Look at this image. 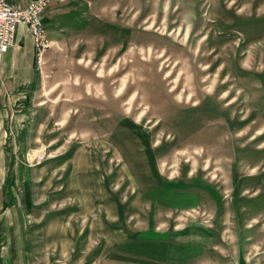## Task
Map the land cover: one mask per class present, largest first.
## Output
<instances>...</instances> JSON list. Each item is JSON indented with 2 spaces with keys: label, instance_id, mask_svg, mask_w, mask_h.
Returning a JSON list of instances; mask_svg holds the SVG:
<instances>
[{
  "label": "rangeland",
  "instance_id": "obj_1",
  "mask_svg": "<svg viewBox=\"0 0 264 264\" xmlns=\"http://www.w3.org/2000/svg\"><path fill=\"white\" fill-rule=\"evenodd\" d=\"M72 1L45 24L36 144L4 151L37 264H264V0Z\"/></svg>",
  "mask_w": 264,
  "mask_h": 264
},
{
  "label": "crops",
  "instance_id": "obj_2",
  "mask_svg": "<svg viewBox=\"0 0 264 264\" xmlns=\"http://www.w3.org/2000/svg\"><path fill=\"white\" fill-rule=\"evenodd\" d=\"M8 1L21 7L29 0ZM72 3V0L50 3L43 14L44 24L49 26L58 10L64 8L65 4L74 6ZM39 79L40 72L35 66L32 36L27 24L20 22L16 27L14 42L4 53L1 65L0 213L2 209L1 214L4 213V217L3 226H0V264H37V262H45L50 258V255L35 256L33 245L28 238L27 221L32 207L30 181L26 174L28 164L19 157L12 163L15 175L9 174L4 153V151L15 149L21 152L36 144V131L34 132L35 129L31 128L34 109L31 108L32 102L30 101L33 98L32 93L37 89ZM90 161V164L88 162L75 163L65 182L64 188L75 197L88 192V189L93 187V181L97 180L95 179L98 173L97 166L93 163L94 159ZM26 182H28L29 189L26 187ZM109 193H111L110 189ZM114 196L116 198V195ZM114 210L109 205L107 214L113 216ZM124 234H126V228ZM130 244H132L130 237H127L118 242L115 241L109 247V251L114 252L117 246L127 249ZM49 246H54L53 242Z\"/></svg>",
  "mask_w": 264,
  "mask_h": 264
},
{
  "label": "built area",
  "instance_id": "obj_3",
  "mask_svg": "<svg viewBox=\"0 0 264 264\" xmlns=\"http://www.w3.org/2000/svg\"><path fill=\"white\" fill-rule=\"evenodd\" d=\"M53 1L61 0H29L21 7L15 6L8 0H0V78L4 53L14 42L16 27L20 22L27 24L32 36L36 68L43 65L42 40H48L43 14Z\"/></svg>",
  "mask_w": 264,
  "mask_h": 264
},
{
  "label": "bare ground",
  "instance_id": "obj_4",
  "mask_svg": "<svg viewBox=\"0 0 264 264\" xmlns=\"http://www.w3.org/2000/svg\"><path fill=\"white\" fill-rule=\"evenodd\" d=\"M46 38H47V36H46ZM48 46H49L48 40H42V46H41L42 58H44V55H45V53H46V51L48 49ZM37 69H39V67ZM36 155H37V153H36Z\"/></svg>",
  "mask_w": 264,
  "mask_h": 264
}]
</instances>
